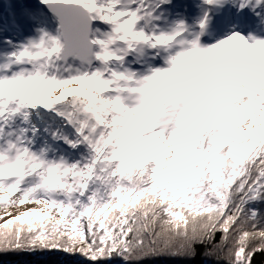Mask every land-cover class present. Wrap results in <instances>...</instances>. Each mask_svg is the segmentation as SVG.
Masks as SVG:
<instances>
[{
  "label": "snow or ice",
  "instance_id": "snow-or-ice-1",
  "mask_svg": "<svg viewBox=\"0 0 264 264\" xmlns=\"http://www.w3.org/2000/svg\"><path fill=\"white\" fill-rule=\"evenodd\" d=\"M0 34V253L264 264V0H38Z\"/></svg>",
  "mask_w": 264,
  "mask_h": 264
},
{
  "label": "trees",
  "instance_id": "trees-1",
  "mask_svg": "<svg viewBox=\"0 0 264 264\" xmlns=\"http://www.w3.org/2000/svg\"><path fill=\"white\" fill-rule=\"evenodd\" d=\"M198 251H202L199 249ZM167 262L180 263V264H214V261H210L202 255H197L194 260H179L169 257H158L155 259H145L138 262V264H163ZM0 263L10 264H64L62 253L60 252H36V253H21L19 255L9 253L7 255L0 253ZM79 264V263H76ZM90 264H93L91 262ZM95 264H124V261L119 258H113L111 260H99Z\"/></svg>",
  "mask_w": 264,
  "mask_h": 264
},
{
  "label": "rangeland",
  "instance_id": "rangeland-1",
  "mask_svg": "<svg viewBox=\"0 0 264 264\" xmlns=\"http://www.w3.org/2000/svg\"><path fill=\"white\" fill-rule=\"evenodd\" d=\"M12 2L18 4V3H24L25 5L23 7H27L30 9H36L38 7V0H0V8H6L9 4ZM22 8V7H20ZM62 253V252H60ZM63 262L66 264H90L91 261H88L84 259L83 257H80L79 255L76 256H68L65 253H62Z\"/></svg>",
  "mask_w": 264,
  "mask_h": 264
},
{
  "label": "water",
  "instance_id": "water-1",
  "mask_svg": "<svg viewBox=\"0 0 264 264\" xmlns=\"http://www.w3.org/2000/svg\"><path fill=\"white\" fill-rule=\"evenodd\" d=\"M0 264H10V263H0ZM64 264H66V263H64ZM163 264H180V263L167 262V263H163Z\"/></svg>",
  "mask_w": 264,
  "mask_h": 264
},
{
  "label": "bare ground",
  "instance_id": "bare-ground-1",
  "mask_svg": "<svg viewBox=\"0 0 264 264\" xmlns=\"http://www.w3.org/2000/svg\"><path fill=\"white\" fill-rule=\"evenodd\" d=\"M21 9V8H20ZM19 9V10H20ZM19 10L18 11H12V12H9L11 15H13V12H16L17 13V15L19 14Z\"/></svg>",
  "mask_w": 264,
  "mask_h": 264
}]
</instances>
